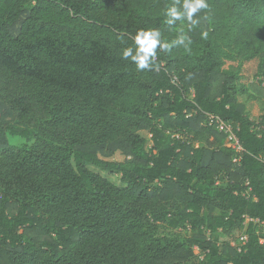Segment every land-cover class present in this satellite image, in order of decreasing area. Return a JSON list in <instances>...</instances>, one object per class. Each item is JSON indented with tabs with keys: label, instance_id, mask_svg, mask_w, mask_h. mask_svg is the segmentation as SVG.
Instances as JSON below:
<instances>
[{
	"label": "trees",
	"instance_id": "trees-1",
	"mask_svg": "<svg viewBox=\"0 0 264 264\" xmlns=\"http://www.w3.org/2000/svg\"><path fill=\"white\" fill-rule=\"evenodd\" d=\"M174 3L0 0V264H264V115L240 100L264 95V0H207L191 30ZM141 29L190 51L140 70Z\"/></svg>",
	"mask_w": 264,
	"mask_h": 264
},
{
	"label": "clouds",
	"instance_id": "clouds-1",
	"mask_svg": "<svg viewBox=\"0 0 264 264\" xmlns=\"http://www.w3.org/2000/svg\"><path fill=\"white\" fill-rule=\"evenodd\" d=\"M208 7L207 0H175L173 6L167 9V24L173 25L176 21H183L185 18L189 23V30L198 23L194 20V16ZM202 38L207 39L208 33L202 32ZM135 54L132 47H128L123 51V58H131L136 63L138 69L143 70L154 64L157 59V48L161 51H169L174 45H183L186 50L190 51L189 45L192 43L190 37L180 35L171 44L162 40L161 32L156 29H141L134 38Z\"/></svg>",
	"mask_w": 264,
	"mask_h": 264
},
{
	"label": "rangeland",
	"instance_id": "rangeland-1",
	"mask_svg": "<svg viewBox=\"0 0 264 264\" xmlns=\"http://www.w3.org/2000/svg\"><path fill=\"white\" fill-rule=\"evenodd\" d=\"M258 66H259L258 60H253V61L246 63L243 74L245 76V80L247 81V83L256 84L257 81L261 79L260 76L256 75V72L258 71ZM240 100L245 102L247 109L253 119H255L256 121L261 119V117L264 115V95H262V97L258 99H252L246 95H242L240 96ZM144 135L149 136L147 132H144ZM10 138H11V142L15 144H20L24 142V140L19 137H10ZM123 158L124 156L120 153H117L112 157V159H123ZM89 168L95 172L100 173L102 176L107 177L108 179L116 183L117 185H124V183L121 180V175L117 172L103 170L93 165H89ZM160 232L163 234H183V231L173 230V229L165 228V227H162L160 229ZM235 243L239 245L238 240H236ZM198 253L199 251L198 249H196V254Z\"/></svg>",
	"mask_w": 264,
	"mask_h": 264
},
{
	"label": "built area",
	"instance_id": "built-area-1",
	"mask_svg": "<svg viewBox=\"0 0 264 264\" xmlns=\"http://www.w3.org/2000/svg\"><path fill=\"white\" fill-rule=\"evenodd\" d=\"M210 124L216 123L217 129L223 133H225L226 138H225V145L240 152L243 150V147L239 141V138L235 132V129L233 127V125L227 121L222 120L221 118H219L218 116L215 115H210ZM235 161L238 160V158L234 159ZM264 162V157L261 159ZM256 222L260 223V227L263 229L264 231V221H259V220H254ZM247 240V236L246 235H241L239 238V241L241 242V244H245ZM263 241V240H262ZM233 245H237L235 242L232 243Z\"/></svg>",
	"mask_w": 264,
	"mask_h": 264
}]
</instances>
